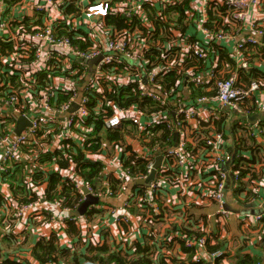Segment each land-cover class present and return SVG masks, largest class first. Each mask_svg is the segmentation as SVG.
<instances>
[{"label":"built area","instance_id":"obj_1","mask_svg":"<svg viewBox=\"0 0 264 264\" xmlns=\"http://www.w3.org/2000/svg\"><path fill=\"white\" fill-rule=\"evenodd\" d=\"M181 1L70 0L80 13L76 15L65 13L68 5L63 0H16L11 5H7L6 0H0V42H10L14 46L11 53L8 50L2 53L0 46V176L7 179L15 172L23 180L22 186L29 191L19 196L25 199L22 201L9 197L3 199L1 223L4 227L21 234L22 228L28 227L32 218L45 217L52 228H64L66 217L76 218L73 213L84 198L83 188L99 198V203L90 205L88 209H99L102 206L100 202L113 193L117 197L126 195L120 206L123 212L114 214L113 218L119 225L123 222L128 227L134 226L137 232L140 231L139 236L153 231V228L149 223L143 225L132 219V213L128 210L131 202H135L137 208L149 217L151 210L152 218L146 219L151 222L164 216H160V213L165 209V201L160 198L166 193V203L171 201L172 189H175L176 196L195 192L201 200L213 204L214 209L207 216L209 219L217 223L230 219L233 212L225 207L227 181L231 180L229 185L233 182L232 189L241 190L243 178L252 174L244 160L254 159L242 153L241 160L237 146L247 144L241 145L244 139L240 133L250 139H256L264 133V99L255 96L261 87L260 83L255 79L248 83L240 80L241 75L251 68L254 56L264 57V0H190L191 10L187 11L183 31L175 27V21L168 27L163 28L162 25L156 30L143 11L144 4H152L157 8L158 19L167 21L164 10ZM208 9L222 20L221 26L211 28L205 25ZM192 13L199 18L196 25L191 21ZM116 14H120L126 24L121 30L112 29L105 22L109 15ZM32 16L37 19L30 22ZM90 18L91 24L86 29L83 21ZM134 18L140 19L144 30L133 26ZM70 29H74L73 35ZM156 32L158 39L150 41L149 36ZM192 36H201L208 43L226 50L235 68L230 69L231 64L223 63L222 67L215 69L218 54L214 51L212 62L202 70L194 66L184 72L186 59L191 54L204 61L206 59L205 51L190 41ZM160 39H163L162 43ZM148 42L156 48L162 47L165 58L161 63L147 59ZM91 61L92 71H89L88 62ZM8 66L18 71L17 77L24 83L21 88L13 87L8 79L10 72H13ZM52 67H62L64 74L50 75L48 86L32 92L30 89L38 83L40 74L47 73ZM170 67L177 68V83L182 85L180 89H161L157 86L158 74ZM130 82L140 97L154 102L158 109L149 110L135 105L119 107L101 97L104 93L101 86L107 85L111 89L114 85L124 87ZM199 87L206 91L214 88V94L194 96L192 90ZM57 91L68 95L66 100L58 104L52 100ZM91 93L98 95H95L96 100L93 102ZM109 109L111 112L100 119L101 125L95 130L93 115H103ZM255 112L260 116L253 120L251 116ZM18 115L27 117L30 124L15 134V119ZM7 117H11L12 121L6 122ZM221 119H224L227 129L231 123L237 124L238 139L234 142L232 157H228L224 150L225 135L230 133L213 129V122ZM158 124L168 131L167 144L160 139L163 130L157 128ZM117 130L122 133V139L117 140L110 134ZM39 131L42 133L38 134ZM152 131L158 137L154 143H151ZM63 141L70 143L63 146ZM86 142L87 146L99 143L98 151L88 154L90 160L103 164L98 173L100 183L96 189L77 175L75 163L58 169L54 162L53 168L45 170V167H41L45 162L51 163L42 159H54L57 152L63 148L69 149L72 144L83 148ZM23 149L35 157L28 165H24L26 155ZM113 151L125 156L133 153L135 159L145 162L146 173L140 174L137 179L143 183L129 188L131 172L129 167L123 166L122 158L117 163L118 167L115 166V173H111L108 163ZM157 157H160V165L153 180L146 184L144 181ZM32 164L37 165V168L34 169ZM25 166L30 167L26 173ZM242 167L249 174L240 175L238 169ZM57 171L61 181L67 180L73 191L81 196L75 209L68 206L65 196L49 199L45 193L46 182L31 183L38 176L43 178L47 173ZM23 173L24 176H21ZM111 176L119 182L115 192L109 187L108 178ZM42 185L44 187L38 191L30 188ZM16 186L14 182L13 188ZM30 193H34V198H30ZM232 198L240 205L255 203L246 201L241 204V201ZM156 199L160 200V205H157ZM262 205L255 203L253 208H256V212L252 219L249 213H240L247 217L245 225H261L264 216ZM110 211L112 215L115 208ZM183 229L177 225L172 234L168 232L170 238H176L175 252L181 253V240L185 247L194 250L196 261L213 264L221 257L222 263L225 261L227 255L224 250L207 251L206 235L209 233L187 234ZM92 238L90 236V241ZM127 239H122L124 245ZM211 243H214L212 238ZM259 255L264 264V250ZM152 257H155V253H152ZM81 264L103 263L86 258Z\"/></svg>","mask_w":264,"mask_h":264},{"label":"trees","instance_id":"obj_2","mask_svg":"<svg viewBox=\"0 0 264 264\" xmlns=\"http://www.w3.org/2000/svg\"><path fill=\"white\" fill-rule=\"evenodd\" d=\"M16 0H6L7 5H11ZM65 3H67V9H65V13H73L76 15H79L78 9H76L74 2L70 3V0H63ZM73 1V0H71ZM190 0H182L176 5L164 10V13L166 14L167 21H161L156 16L157 8L153 6L152 4H144L143 5V11L146 13L149 20L153 22L155 25V29L158 30L160 26L164 25L163 28L168 27L169 24L173 21H175L176 25L175 27L181 28L182 31L184 30V19L187 16V11L191 10V7H189ZM199 20L198 16L195 13H192L191 21L194 25H196V22ZM106 24L110 26L112 29L115 30H121L126 27L124 18L120 14L116 15H109L106 20ZM133 26L138 27L139 30H144V27L140 24V19L135 18L133 19ZM205 25L211 28L221 26L222 20L213 15V12L208 9L206 11V21ZM222 28H227V26H222ZM71 30V35L74 34V29ZM146 35V33H143ZM157 32L150 37V41H156L158 39ZM80 41V40H79ZM78 40H75L74 42H79ZM163 39H160V42L162 43ZM190 41L196 45H198L201 49L205 51L206 59L205 61L203 59H199L193 54H191L186 59V64L183 68L184 72H188L190 68L196 67L198 70H202L203 67L209 65L212 62L213 59V52L218 54V60H217V66L215 69H218L222 67L223 63L231 64L230 69L235 68V64L232 63V61L228 58L226 50H223L214 43H208L205 39H203L201 36H192L190 38ZM81 43V41H80ZM149 48L147 50V59L149 60H156L157 63H161L163 59L165 58V54L163 53V49L156 48L153 46L150 42H148ZM1 46V52L5 53L6 50H8V53L13 52L14 46L10 42H0ZM257 56V55H256ZM8 68H12L8 66ZM152 68V67H149ZM108 71V70H107ZM110 73L114 74L116 71H108ZM43 74V75H42ZM59 74H64V71H62V67H52L50 70L47 71V73H41L38 78V83L34 85L32 89H30L32 92H37L40 88H45L48 86L51 80V76H56ZM179 73H177V68L170 67L166 71H162L158 74L157 79V86L161 89H168V88H181V84L177 83V78ZM18 71L13 70V72H10V75L8 79L10 78L11 84L16 89L21 88L24 83L20 81L17 77ZM242 77V75H241ZM103 90V94L101 97L104 98V100H109L111 102H114L119 107H125L128 105H135L140 106L144 109L149 110H157L158 107L154 104V102H151L150 100H145L143 97H140L138 91L135 89V86L132 82L128 83L126 86H112L110 89L109 86L105 85L101 86ZM7 92V91H6ZM192 94L194 96L202 95V94H208L213 95L214 94V88H212L209 91H206V89H203L201 87L195 88L192 90ZM95 93H91L92 102L96 100ZM98 96V95H97ZM2 97V95L0 96ZM68 95L65 92L57 91L54 94L53 102L60 103L64 100H66ZM1 102V101H0ZM111 109L107 110L105 114H101L100 116H94V129L97 130L101 125V118L105 116L106 114L110 113ZM224 119H221L219 121L213 122V129L216 130H223L227 133H230L231 137L234 139V142L236 143L238 136L237 133V124L236 122H233L229 125V129L226 128L225 123L223 121ZM5 121H12L11 117L5 118ZM157 128H162L163 133L161 134V141H165L164 144H167V138H168V131L165 130L164 126L162 124H158ZM117 131H112L110 134L115 139H122V133ZM42 132L39 131L38 134H41ZM109 134V137L111 136ZM151 143L155 142V139L158 137L156 136V132L152 131L151 135ZM172 139V138H169ZM252 139V138H251ZM67 143H70V141H63L62 145L66 146ZM84 147L81 148L80 146L76 144H72L69 149L63 148L59 153L57 152V156L54 157H46L42 159L43 161H49L54 162L57 164V169L60 168H66L70 165V163H75L76 165V173L77 175L83 180L89 182L93 188H97L98 184L100 183L98 178V173L103 168V164L100 161H92L88 158L89 153H95L99 149V143H95L92 146H87V142L84 143ZM27 151V150H25ZM237 152L240 153V157L243 156L242 152H247L249 156H254V149H251L250 147H247V145H244L241 147L240 145L237 146ZM122 164L124 167H129L130 169V181L131 183L129 186L132 188L137 187L139 184L143 183L142 181L137 180L138 176L140 174L146 173V164L144 161L140 159H135L133 153H131L129 156L125 157V155L122 156ZM241 160L243 161V158L241 157ZM254 159L251 160H244L247 164ZM22 165H19L18 167H21ZM237 169V167H234ZM240 175H246L249 174V172L245 168L238 169ZM22 173V171H21ZM5 175V173H4ZM3 175V176H4ZM21 176H24L23 174H20ZM253 176V173L251 174ZM39 177V176H38ZM36 178L31 180L32 184H40L43 182L47 183V188L45 190V193L49 199L56 197L65 196L66 202L68 206L73 207V209L76 208V206L79 204L81 196L77 195L73 191V187L68 184L66 181H61V177L57 172L54 173H47L43 178ZM109 180V187L115 192L118 189L119 182L117 178L111 176L108 178ZM8 186L10 188H13L14 182H16V188L17 190H23L21 188L23 184V180L19 179L16 176V173H11L7 179H6ZM235 190V189H234ZM112 196H116L114 193ZM30 198H34V193H30ZM19 201L25 200L21 197H17ZM104 201L100 202V204H103ZM157 205H160V200L156 199ZM128 210L132 212H136L139 210L137 208V205L135 202H131ZM146 216L147 214L144 213ZM149 214H151L149 218H152L153 212L150 210ZM162 215V212L160 213V216ZM83 217L87 218V220H90L91 218L96 217H103V209H88ZM77 217L75 219L72 218H65V224H64V232L69 235L73 236L80 245L83 244L82 237H81V230L79 223L77 222ZM262 222L264 225V216L262 218ZM119 224V223H118ZM122 228L126 231L128 230V224L121 222ZM264 229V226H263ZM184 233L190 234L195 233L192 231H189L187 229H183ZM54 233V232H53ZM197 235H204L202 233H195ZM57 235H51L48 238L39 239L37 242L34 243V245L31 247V256L34 258V261L37 264H81L82 261L86 258L95 259L97 261L102 262L103 264H109L112 261L116 262V264H205L204 261H196L194 259V250L192 248L185 247L183 245V242L179 240V250L181 253L175 252V245L174 241L176 240L175 237L170 238L169 234H165V236H160L154 231H149L147 233L140 234V237L136 238V240L132 243L131 248L130 247H124L123 249L119 248L113 250H110V248L105 244H100L98 246H88L85 245L84 249L88 250V254L85 255L82 252H79L76 249H72L69 246L60 245L58 242V239L56 237ZM262 236V245H264V233H261ZM211 238L214 240V234L206 235V249L207 251H214L223 249L225 247V242L219 241L217 238V242L214 241V243H211ZM5 242L9 241V243H14L15 241L12 240L11 237L6 238ZM164 249L165 251L161 250ZM121 250L123 252H121ZM1 251V246H0ZM152 253H155V257H152ZM0 264H33L29 261H21V260H14V259H1ZM213 264H262L260 255H250L248 253H240L232 258L231 261H227L226 263H222V257L218 258L214 261Z\"/></svg>","mask_w":264,"mask_h":264},{"label":"crops","instance_id":"obj_3","mask_svg":"<svg viewBox=\"0 0 264 264\" xmlns=\"http://www.w3.org/2000/svg\"><path fill=\"white\" fill-rule=\"evenodd\" d=\"M35 16L30 18V22L36 20ZM3 31V30H2ZM253 62L251 64V68L246 71L242 77L241 82L248 83L250 80H258L260 83V89L255 94L256 98L264 99V57L262 56H254ZM92 61L88 62L89 71H92L91 67ZM253 120L259 118V114L257 112L254 113ZM257 115V116H256ZM234 121V120H232ZM244 142L241 143L243 146L246 143L251 149H254V156H249L247 152L243 153L246 156L253 157L254 160L248 163L249 170L253 173V176L248 175L243 178V184L241 190L232 189L233 182L227 183L226 191L231 192L232 197L241 201V204L247 202H255L257 204L264 203V133L260 135L256 139H250L246 134L240 133ZM193 136V132L190 133ZM234 141L230 135H225V143L224 150L228 157L233 156L234 151ZM26 155V159L24 161V165H28L31 160L35 159L34 156L29 154V151L26 152V149H23ZM128 153L126 154V156ZM122 154L115 153L114 151L111 153V160L108 163V168L111 173H115V166L118 167V161L122 158ZM125 156V157H126ZM34 169L37 168V165L32 164ZM41 167H45L47 170L49 168H53V163L45 162V165H41ZM227 167V166H225ZM30 170V167L25 166V171ZM25 176H29L25 174ZM30 183V181H29ZM131 183H129L130 185ZM42 186H31L33 190H41ZM23 190L17 188H13L11 190L8 187V183L6 179L0 176V260L1 259H14V260H22L29 261L33 264H37L34 261V258L31 256V247L37 242L39 239L48 238L52 234L57 235V239L60 245H65L71 247L73 250L76 249L79 252L88 254V250L84 249L85 245L88 246H98L100 244L105 243L110 250L113 248L123 249L124 247H129L130 242L133 243L136 238L140 237L139 232L136 231L134 226L128 227V230H124L122 226L117 224L115 219L113 218L114 214H121L123 210L121 209V205L126 198V195L110 196L104 198V202L102 204L105 205L103 208V217L91 218L90 220L84 219L85 217L76 216L78 218L77 222L79 223L81 230V237L83 244L80 245L73 236L67 235L63 228L55 229L52 228L50 222L45 218H32L31 223L28 227H24L23 232L17 234L15 231L12 232V229L6 228L2 225V210L4 208L3 199L5 198H14L23 196L28 194L27 188L21 186ZM131 188V186H129ZM128 188V189H129ZM194 190L195 187H192ZM131 190V189H129ZM172 194L170 196L173 198L171 201L166 203V199L168 195L164 193L162 199L165 201V209L162 212L163 217L152 219L151 222H147L146 219H150L146 216L142 211L137 210L136 212H130L132 219L140 221L141 224H151L153 231L158 235H165L168 232L173 233L175 226L180 225L185 229L195 232V233H209L214 234V241L218 240L225 242V247L223 249L225 251V261H231L233 257L240 253H248L250 255L260 254L262 250H264V245H262V236L261 233H264L263 222L261 225L258 224H249L245 225L244 221L247 218L246 216H242L240 213H232L231 217L227 221H220V223L215 222L211 218L209 219L207 216L210 212H212L213 204L201 200L200 196L197 193L192 192L189 195L185 196H176L175 189L170 190ZM129 193V191H128ZM102 206L100 208H102ZM115 208V211L111 215V209ZM249 209V208H248ZM251 212L249 213V218L252 219V215L255 213L256 208H250ZM245 210V208H244ZM254 210V211H253ZM264 210V209H263ZM66 215V213H60V215ZM75 216V215H74ZM142 217V220H139ZM159 221V222H157ZM142 229V228H141ZM143 230H145L143 228ZM54 232V233H53ZM128 233H132L130 238L125 235ZM16 234V236H14ZM120 235L126 236L127 244L124 245V241ZM90 236H92V240L90 241ZM11 237L13 244L9 243L6 238ZM95 239V242H93ZM121 252H123L121 250Z\"/></svg>","mask_w":264,"mask_h":264},{"label":"water","instance_id":"obj_4","mask_svg":"<svg viewBox=\"0 0 264 264\" xmlns=\"http://www.w3.org/2000/svg\"><path fill=\"white\" fill-rule=\"evenodd\" d=\"M262 41L264 42V36L262 37ZM254 116H251V118H253ZM15 123H16L15 128H14L15 134H19L21 131H23L30 124L27 117L22 116V115H18L16 117ZM159 165H160V157H157L155 159V162L153 164V167H152L149 175L146 177V179L144 181L146 184H149V182L151 180H153ZM229 179H231V177ZM229 181H231V180L227 181L228 184H229ZM83 189H84V198H83L82 202L79 204V206L77 207L76 211L73 213V215H75V216L84 215L90 205L99 203V198L97 196L89 194L87 192L86 188H83ZM226 198H227V203L225 204V207L227 209H229L230 211H232L233 213H250L251 212L250 208H253V206L255 205V203H248V204H244V205H240V204L236 203L235 201H233V198H232L230 191L227 193ZM262 206L264 209V203ZM244 208H245V210H244ZM255 212H256V210H255Z\"/></svg>","mask_w":264,"mask_h":264},{"label":"rangeland","instance_id":"obj_5","mask_svg":"<svg viewBox=\"0 0 264 264\" xmlns=\"http://www.w3.org/2000/svg\"><path fill=\"white\" fill-rule=\"evenodd\" d=\"M64 8H65V5H64ZM83 22H84V26H85V28L88 29L89 25L91 24V18H90V19H86V20H84ZM131 234H132V233H128V234H125V235H127V236L130 238V236H132ZM120 236H121L122 239H123L124 237H126V236H123V235H120ZM126 238H127V237H126Z\"/></svg>","mask_w":264,"mask_h":264}]
</instances>
